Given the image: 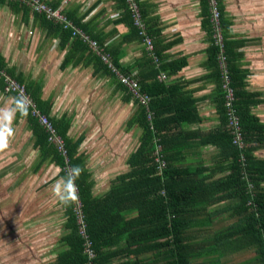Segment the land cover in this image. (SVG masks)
Masks as SVG:
<instances>
[{
    "label": "trees",
    "instance_id": "obj_1",
    "mask_svg": "<svg viewBox=\"0 0 264 264\" xmlns=\"http://www.w3.org/2000/svg\"><path fill=\"white\" fill-rule=\"evenodd\" d=\"M215 1L219 6V0ZM201 9V27L210 38L206 77L216 84L214 95L219 119V125L209 132L189 129L201 122L196 102L184 95L178 84L158 81L163 72L172 74L185 67V57L163 62L157 44L152 42L157 62L147 56L152 74L147 81H140L135 75L120 70L111 56L116 70L134 79L140 92L150 98L146 109L92 49L90 56L99 65V71L111 73L125 95L122 101L134 106L125 122L126 131L138 130L137 142L126 159L128 171L110 181L101 195H93L91 173L84 157L78 154L82 139H70L69 124L63 119L51 118L48 103L43 106L38 95L25 86L37 107L53 123L66 148V157H63L47 142L44 130L28 112L26 116L17 115V119H25L31 131L32 146L38 151L31 173H36L47 160L59 167L58 178L76 165L84 168L75 182L81 213L78 215L75 211V202L70 206L59 203L64 215L57 239L59 248L54 260L46 264H264V158L255 155L264 148V124L250 114L252 95L245 91L244 74L234 66L240 53L234 48L237 46L224 38L220 7L222 40L219 42L213 37L215 30L206 0H202ZM57 27L63 29L61 25ZM134 30L143 43V37ZM70 31L69 28L62 30L66 38ZM96 43L100 52L111 55L109 50L103 49V44ZM172 45L170 42L164 48ZM76 46L87 49L80 41H76ZM220 56L224 57L228 86L233 91L242 147L233 142L227 128ZM0 69L13 77L1 63ZM0 87L2 90L1 80ZM149 113L151 120L147 119ZM157 146L159 151H156ZM205 147L215 150L208 165L202 160ZM157 156L164 163L163 169H159L160 163L155 161ZM71 189L69 182L70 198ZM79 217L84 225L83 234L79 230ZM88 241L95 254L90 261L84 253Z\"/></svg>",
    "mask_w": 264,
    "mask_h": 264
},
{
    "label": "crops",
    "instance_id": "obj_2",
    "mask_svg": "<svg viewBox=\"0 0 264 264\" xmlns=\"http://www.w3.org/2000/svg\"><path fill=\"white\" fill-rule=\"evenodd\" d=\"M41 1L60 8L77 30V35H72L70 29L71 34L66 38L62 32L64 29L57 27L59 23L32 12L26 4L0 0V63L12 72L15 80L20 79L21 84L37 94L43 106L48 103L51 118L63 119L69 124L67 135L70 139H82L78 154L84 157L86 168L91 173L93 195H101L108 189L110 181L128 171L126 159L131 153L128 148L130 130L126 131L125 122L130 117V106L132 111L134 106L131 102L122 101L125 95L114 76L104 70L99 71V65L92 61V48L87 42L103 44V49L110 51V57L116 60L120 70L135 75L140 81H147L152 74L148 64L149 53L136 36L134 28H137L126 0ZM133 1L145 32L151 33V36L147 35L157 44L163 62L186 58L185 67L172 74L163 72L166 79L157 77L158 81L167 85L178 84L184 95L196 102L201 122L189 129L213 130L219 125V119L214 95L216 84L206 77L209 73L206 60L210 38L201 27L202 0ZM219 7L224 38L232 46H237L234 48L240 53L234 66L244 74L245 91L252 95L250 114L264 124V0H219ZM219 33L222 34L221 29ZM82 37H86L87 42ZM76 41L85 44L87 49L77 47ZM170 42L173 45L165 49L164 45ZM0 95L9 96L12 104L13 96L4 94L1 87ZM119 111L125 112L124 131L119 130ZM20 123H24L28 135L27 155L31 161L26 166L32 172L38 151L32 146L31 131L25 119L16 117L13 121L15 125ZM214 154L212 147L202 150L205 165L210 164ZM255 155L264 158V148ZM58 173L59 167L47 160L36 173H31V184L27 182L25 185L26 199L30 203L27 210L32 211L31 235L43 232V229L34 227L39 207L45 219L57 214V222L50 223V227H62L64 224L63 208L52 192V186L60 179ZM57 239L53 246H45V241L40 246L49 250L50 262L56 256L55 248H59ZM29 255L28 260L34 264L35 256Z\"/></svg>",
    "mask_w": 264,
    "mask_h": 264
},
{
    "label": "rangeland",
    "instance_id": "obj_3",
    "mask_svg": "<svg viewBox=\"0 0 264 264\" xmlns=\"http://www.w3.org/2000/svg\"><path fill=\"white\" fill-rule=\"evenodd\" d=\"M10 99L9 96L0 95V106H3L5 102L10 105ZM129 111L131 114V106ZM124 117L125 112L122 114L119 111V130L122 131H124L122 126ZM13 128L14 136L9 147L0 151V264H31V259L27 258L29 254L35 256L34 264H46L51 261L52 257L48 249H42L40 246L43 241L47 247L55 245L54 242L60 235L61 227L60 225L50 227V223L57 222V214L51 219H45L39 207L37 217L34 219V227L43 229L45 236L42 231L39 235H31L32 211L27 210V205L30 203L27 202L25 193V185L27 182L31 184L30 177H32L28 170L29 166H26L31 161L27 155L29 152L28 135L25 132L24 123L13 124ZM137 136V130L129 131L130 146L128 148L130 150L134 148ZM20 162H22L21 165ZM29 190L31 189L28 188ZM28 226L30 228L27 229ZM220 226L223 227L222 224ZM234 260H237V257Z\"/></svg>",
    "mask_w": 264,
    "mask_h": 264
},
{
    "label": "built area",
    "instance_id": "obj_4",
    "mask_svg": "<svg viewBox=\"0 0 264 264\" xmlns=\"http://www.w3.org/2000/svg\"><path fill=\"white\" fill-rule=\"evenodd\" d=\"M5 2H18L22 4H26L32 12L37 14L44 15L48 20L52 22L59 23L62 28L65 29H71L72 35H77V30L72 26V24L69 22V20L65 17V15L62 13L60 8H52L51 6L47 5L46 3L42 2L41 0H3ZM127 4L130 5L131 9V15L134 19V25L137 28L139 35L143 38V44L145 46V50L149 53L148 55L153 59L154 62H157V59L153 52V44L151 39L148 37V35L145 32V27L142 25V22L140 21L138 17V10L137 5L134 3L133 0H126ZM209 8H210V20L214 27L215 33H213L214 39L219 42L222 40L221 35L219 33V9L217 6V3L215 0H208ZM84 42H87L86 37H82ZM89 43L90 47L102 58L104 63L107 64L108 68L112 71L113 74L117 76L119 79L121 85L128 90V92L132 95V97L138 101L139 104L144 106L146 109H148V103L150 101V98L146 95L140 92L137 82L132 79L129 76L120 74L114 65L112 64L111 57L108 54H104L98 50L97 43L96 42H87ZM219 65L220 70L222 73V78L224 80L223 89L225 90V106L228 110V121H227V128L229 129L230 133L233 135V142L240 147L243 146L242 143V135L239 128L238 119L236 116L235 109L233 108V91L228 86L229 79L227 70L225 69L224 64V57H219ZM160 79H165V75H161ZM0 80L2 82L3 86V93L6 95H11L14 98L21 99L24 104L27 105V112L29 116L37 121V123L41 126V128L44 130L47 138V142L54 147V149L63 157H66V148L64 140L59 136L57 133L53 123L49 120V118L41 112V110L37 107L36 103L30 96V94L27 92L25 86L18 81H16L14 78H12L9 74L5 72V70L0 69ZM151 114L149 113L147 115V119L151 120ZM159 146L156 147V151H159ZM157 153V152H156ZM155 161H159V169H163L164 163L160 160V158L157 156L155 158ZM67 172L69 173L70 170L67 169ZM72 192V189H71ZM78 191L76 188V195ZM73 196V192H72ZM80 202L79 199L75 200V211L80 212ZM81 213V212H80ZM78 223L80 224V233L83 234V223L81 222V219L79 217ZM85 239V236H82ZM84 253L87 255L88 260H93L95 257V254L92 250L91 244L88 242L84 245ZM88 261V262H89Z\"/></svg>",
    "mask_w": 264,
    "mask_h": 264
},
{
    "label": "clouds",
    "instance_id": "obj_5",
    "mask_svg": "<svg viewBox=\"0 0 264 264\" xmlns=\"http://www.w3.org/2000/svg\"><path fill=\"white\" fill-rule=\"evenodd\" d=\"M27 115V105L17 98H14L11 105L7 102L0 106V151H4L9 147L10 141L14 136L13 121L17 117ZM84 172V168L79 165L74 166L69 173L61 177L52 186L53 195L57 198L58 202L70 206L78 199L76 195V180ZM71 182L73 196L70 198L67 194V188Z\"/></svg>",
    "mask_w": 264,
    "mask_h": 264
},
{
    "label": "bare ground",
    "instance_id": "obj_6",
    "mask_svg": "<svg viewBox=\"0 0 264 264\" xmlns=\"http://www.w3.org/2000/svg\"><path fill=\"white\" fill-rule=\"evenodd\" d=\"M142 20V19H141Z\"/></svg>",
    "mask_w": 264,
    "mask_h": 264
}]
</instances>
